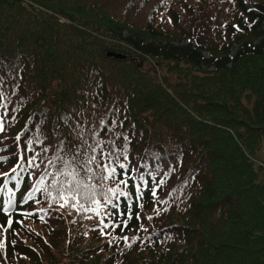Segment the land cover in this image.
<instances>
[{"label": "trees", "instance_id": "1", "mask_svg": "<svg viewBox=\"0 0 264 264\" xmlns=\"http://www.w3.org/2000/svg\"><path fill=\"white\" fill-rule=\"evenodd\" d=\"M0 94V264H264V0H0Z\"/></svg>", "mask_w": 264, "mask_h": 264}, {"label": "snow or ice", "instance_id": "2", "mask_svg": "<svg viewBox=\"0 0 264 264\" xmlns=\"http://www.w3.org/2000/svg\"><path fill=\"white\" fill-rule=\"evenodd\" d=\"M0 98H2V94H0ZM0 107H5L6 108V105L0 104ZM13 119H15V118L13 117ZM4 131H5L4 117L0 116V133H2ZM20 139H21L20 135H17L16 140L19 141ZM125 139H127V138L125 137ZM40 142L42 143V141H40ZM32 143H33V141H28L27 151H34V149L32 148ZM98 147H99V145H98ZM43 151H47V149H44ZM79 151H80L79 147H77V153L78 154H79ZM93 151H95V149H93ZM101 154L103 155V150L102 149H101ZM39 155L40 154L37 153L36 155L28 157L27 164H28L29 167L39 168V165L36 164V160H37V157ZM120 155H121V153L119 151L107 153V159L109 161V163H107V164L102 163V161L98 160L95 155H92V156H89V157H85L84 158V163H83V165L81 167L85 171L86 174H91L89 176V178H92V177L96 176V172L93 170V168L91 166L93 164H96L100 168V172H101V175L99 176V179L100 180L111 179L117 173V168L113 166L114 163L118 164L119 168H121V169H126L127 168L126 165L119 163ZM124 155H125V159H126L127 158L126 153H124ZM6 159H7V157H0V161L6 160ZM19 159L21 161L24 160L25 159L24 155L21 154ZM73 160L75 161L76 158L73 157ZM76 162H77V164H79V161H76ZM49 163H51V161H49ZM22 166L23 165L18 162L17 165L14 166L11 169V172L16 173L17 169L21 168ZM105 172L107 173V175H103V173H105ZM2 175L8 176V173H3ZM68 175L71 177V180L68 181V185H70V187L65 188V187L62 186V188L60 190V198L61 199H64L63 192L67 191L68 194L72 197L73 200H76L77 196H80V197L87 196V197H89L91 199V202L93 204L100 205L101 201L96 199V195H97L96 189L91 187V186L84 185L83 181L77 180V176L79 175V172L73 170L72 172H69ZM15 178H16L15 176L12 177V179H15ZM141 179H143V177H141ZM7 183H8V181L5 180L4 184L0 185V192H4L5 191ZM43 183H44V176H41L40 179L37 181L36 185L33 186V191L29 192L27 194V197H26L24 202H27V200L33 199V192L40 191L41 190V186L43 185ZM127 183H128L127 180H121L120 181V184H123L125 186H127ZM163 184H164V180H160V182L157 185V187H159L160 185H163ZM81 188L86 189V191L85 190H81ZM7 191L9 193V198L5 201V206L3 208V211L5 213H8L9 210L11 208H13L14 204H15V192H13L11 189H7ZM140 191H141L140 187H139V185H137L136 186L137 199L140 198ZM73 193H75V195H73ZM109 193L111 194V196H116L117 199L119 198V196H124V197H126L128 199H131L129 193L122 191L119 187L108 188L106 192L105 191H101L99 193V195L106 201V205H113L112 199L108 195ZM152 194H153V196L156 195L155 189H153ZM53 199H55V197ZM64 206H65L64 204H61V207H64ZM80 207L84 211H89V210L98 211V209H96V208L85 209L83 205H81ZM113 207H118V204L113 205ZM39 211H44V210L40 209ZM157 214H159V210L157 211ZM136 216H137V218H139V214L138 213L136 214ZM40 218L43 219V217H40ZM150 218L151 217H149V219ZM129 219H131V213H129ZM101 223L104 224V227H108V224H105L103 220L101 221ZM121 223L124 225V227H127L128 221L124 220ZM12 224H13L12 217L9 216L8 220H7V227L0 226V229H2L3 232H7L8 229L11 228ZM101 231H102V234L111 235V233H103V229H101ZM114 239H116V238H114ZM121 239H123L125 242H128L130 239L132 240V242H135V240L137 238L136 237L129 238L127 236H124ZM111 242L112 241H109V243H111ZM12 243H15V241H12ZM4 247H5V241H4V239H0V249H3ZM128 247H131V243H128Z\"/></svg>", "mask_w": 264, "mask_h": 264}, {"label": "rangeland", "instance_id": "3", "mask_svg": "<svg viewBox=\"0 0 264 264\" xmlns=\"http://www.w3.org/2000/svg\"><path fill=\"white\" fill-rule=\"evenodd\" d=\"M259 40H260V39L256 40L255 43H258ZM183 44H185V43H182V44H180V45H183ZM174 45H176V43H175ZM236 50H237V46H233L232 49H231V55H232V56L235 54ZM204 56H205V58H208V55H204ZM210 69H211V68H210Z\"/></svg>", "mask_w": 264, "mask_h": 264}, {"label": "water", "instance_id": "4", "mask_svg": "<svg viewBox=\"0 0 264 264\" xmlns=\"http://www.w3.org/2000/svg\"><path fill=\"white\" fill-rule=\"evenodd\" d=\"M107 56L109 58L114 57V58L119 59V60L124 58L123 55H120V54H111V53H108Z\"/></svg>", "mask_w": 264, "mask_h": 264}]
</instances>
